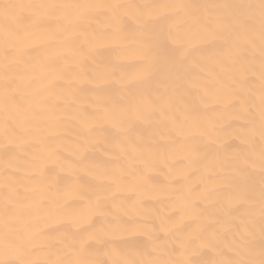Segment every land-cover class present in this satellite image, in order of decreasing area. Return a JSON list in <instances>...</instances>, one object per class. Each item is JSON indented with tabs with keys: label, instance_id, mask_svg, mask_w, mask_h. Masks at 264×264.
<instances>
[{
	"label": "snow or ice",
	"instance_id": "snow-or-ice-1",
	"mask_svg": "<svg viewBox=\"0 0 264 264\" xmlns=\"http://www.w3.org/2000/svg\"><path fill=\"white\" fill-rule=\"evenodd\" d=\"M257 24L259 94L238 88L236 78L230 84L234 97L231 115L243 121L239 151L221 157L218 124L211 118H193L195 131L187 135L184 124L189 123L188 116L184 124L177 118L173 121V148L188 153L189 166L203 167L204 192L196 197L182 196L180 218L163 221L158 230L147 229L135 213L106 212L110 189L103 187L102 178L111 173L110 184L117 188L128 176L145 179L143 173L137 176L135 169L137 162L147 165V145L143 138L133 140L128 134L136 121L150 119L157 111L154 94L159 87L181 79L196 66L193 52L229 75L237 63L239 40L244 38L255 49ZM54 41L66 50H45L40 67L47 72L59 63L63 68L51 73L47 88L34 91L37 74L35 65L29 70V52ZM111 46L115 57L109 55L97 62L94 54L102 48L111 50ZM122 57H131L136 63L125 66ZM89 58L92 79L107 86L99 91L107 95L119 82V93H113L93 114L95 123L85 121L87 136L76 159L45 148L42 155H32L39 164L25 183L16 176L19 165L15 162L27 159L25 144L37 131V121L60 119L57 108L61 98L52 85L62 78L72 80L65 71L72 72ZM125 67L134 71L127 73ZM117 73L119 77L114 79ZM210 95L205 92V97ZM210 102L203 99L205 104ZM105 124L123 139L116 141L119 154L101 166L93 162L90 149L100 142L98 134L106 131ZM190 137L194 138L191 143ZM0 158L5 162L0 172V264H264V0L214 4L0 0ZM120 160L124 164L107 167ZM96 180L101 184H94ZM61 183L63 189L58 187ZM68 196L87 197L89 213L99 219L89 221L83 213H73L72 229L49 227L65 211ZM205 201L226 202L227 218L184 230L185 217L197 215ZM142 235L147 240L137 238Z\"/></svg>",
	"mask_w": 264,
	"mask_h": 264
},
{
	"label": "bare ground",
	"instance_id": "bare-ground-1",
	"mask_svg": "<svg viewBox=\"0 0 264 264\" xmlns=\"http://www.w3.org/2000/svg\"><path fill=\"white\" fill-rule=\"evenodd\" d=\"M122 2L145 3L149 0H122ZM187 4H214V3H238L242 0H176ZM256 2V0H251ZM93 27H97L96 24ZM259 25L257 24L256 46L253 50L241 38L236 48L237 63L229 75H225L221 69L212 62L200 60L199 53L193 52L191 58L196 62V66L190 68L188 73L181 79L167 81L159 87L154 98L157 100V111L150 119L136 121L132 131L128 134L131 139L143 138L147 145L144 153V162H137L136 175L143 173L144 180H133L128 176L121 182L120 187L110 184L111 173L107 178H102L103 187L109 188L108 199L105 201V211L110 214L122 215L124 212L136 214V219L141 221L147 229H159L161 223L168 219L175 221L180 218V209L184 201L182 196H198L205 190L206 175L200 165L189 166L188 153L183 150L174 149L172 141L175 138L173 121L184 124L185 115L188 116V124H184V133L194 132L191 127V120L195 117H209L216 121L218 129L216 139L220 145L221 157L225 154H232L239 151L240 138L238 133L242 131L240 125L243 121H237L231 113L234 111L230 104L234 97L231 95L230 84L233 78L240 81L238 88L248 90L253 89L259 94L260 89V58H259ZM90 30V29H89ZM83 43V41H75ZM219 45H217L218 49ZM45 50L59 51L62 49L58 42L33 47L29 52L31 63L29 70L35 65L37 79L34 82L33 90L43 91L49 86L52 79L51 73L60 71L62 64H53L47 72L41 69ZM109 55L115 57L114 46L111 50L100 49L94 54L97 62L105 60ZM125 66L135 64L131 57H122L121 61ZM92 58L72 72L65 71V76L71 75L72 80L59 79L52 85V91L59 93L61 103L57 108L60 119L38 120L39 125L34 136L28 138L25 144L27 159L16 161L19 168L16 176L28 182V177L35 170L39 161H33L32 155H42L45 148L49 150H59L61 156L69 160L76 159V151L83 144L87 133L84 123H95L92 116L102 108L105 100L113 93L118 94L121 83L117 82L111 86L107 95L100 92L99 88L107 87L103 81L92 79ZM123 71L131 73V67H125ZM117 77L114 79H118ZM74 81V82H73ZM210 93V97H205V92ZM38 99L40 97H37ZM203 99H210L209 104L203 103ZM106 131L99 133L100 142L90 149L93 162L104 165L105 161H111L113 155L119 154L116 141L123 137L116 129L105 124ZM194 138L190 137L189 142ZM215 150V146L213 148ZM183 162H181V158ZM4 160L0 158V172L4 170ZM119 164H124L123 160L109 162V169L116 168ZM51 167V166H49ZM171 169V171H170ZM63 175V174H61ZM91 179V178H89ZM100 185L101 180L93 181ZM211 186V185H210ZM39 187V186H38ZM63 189L64 185H58ZM56 189L54 188L53 191ZM95 200V195H92ZM88 199L83 200L75 196L67 197L65 211L55 217L49 227H63V230L73 228V213H83L89 221L98 220L99 217L90 214L88 211ZM226 203V202H225ZM225 203L214 204L205 201L196 210L197 215L185 217L184 230H191L201 224H208L221 217H226L228 208ZM115 205V206H114ZM231 205L230 207H234ZM258 214V213H257ZM111 218V215L108 217ZM215 226V225H213ZM163 235V233H160ZM147 240L146 235L137 237ZM259 233L257 232V250L259 249Z\"/></svg>",
	"mask_w": 264,
	"mask_h": 264
}]
</instances>
